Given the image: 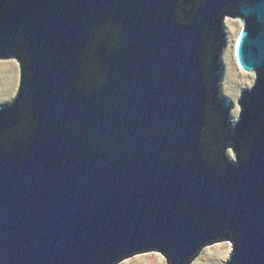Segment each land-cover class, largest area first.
I'll return each mask as SVG.
<instances>
[{
  "label": "water",
  "instance_id": "1",
  "mask_svg": "<svg viewBox=\"0 0 264 264\" xmlns=\"http://www.w3.org/2000/svg\"><path fill=\"white\" fill-rule=\"evenodd\" d=\"M226 15L254 71L235 123ZM9 57L0 264H188L222 240L227 264H264V0H0Z\"/></svg>",
  "mask_w": 264,
  "mask_h": 264
},
{
  "label": "rangeland",
  "instance_id": "2",
  "mask_svg": "<svg viewBox=\"0 0 264 264\" xmlns=\"http://www.w3.org/2000/svg\"><path fill=\"white\" fill-rule=\"evenodd\" d=\"M226 44L221 56L224 75L221 80V94L224 98L233 99L232 121H237L241 111L239 98L245 89L252 88L254 71L242 69L236 60L235 44L243 29L239 18L225 16L223 26ZM20 66L13 57L0 58V105L9 103L18 88ZM234 122V123H235ZM226 153L234 159L235 154L230 147ZM232 252V244L226 240L204 246L188 264H227ZM115 264H167L166 258L157 251H147L128 256Z\"/></svg>",
  "mask_w": 264,
  "mask_h": 264
},
{
  "label": "flooded vegetation",
  "instance_id": "3",
  "mask_svg": "<svg viewBox=\"0 0 264 264\" xmlns=\"http://www.w3.org/2000/svg\"><path fill=\"white\" fill-rule=\"evenodd\" d=\"M239 21H240V20H239ZM223 40H224V37H223V39L220 41V42H221V46H222V48H223V46H224V41H223ZM221 51H222V49H221ZM220 56H221V53H220ZM223 70H224V69H223V65H222V76H223ZM245 90H247V89H245ZM245 90H244V91H245ZM232 105H233V101H232ZM229 115H230V114H229ZM231 121H232V120H231ZM234 122H235V121H232V123H234Z\"/></svg>",
  "mask_w": 264,
  "mask_h": 264
},
{
  "label": "trees",
  "instance_id": "4",
  "mask_svg": "<svg viewBox=\"0 0 264 264\" xmlns=\"http://www.w3.org/2000/svg\"><path fill=\"white\" fill-rule=\"evenodd\" d=\"M223 77V76H222ZM222 77H221V80H222ZM220 84H221V81H220Z\"/></svg>",
  "mask_w": 264,
  "mask_h": 264
}]
</instances>
